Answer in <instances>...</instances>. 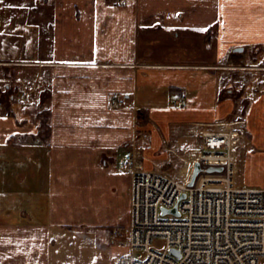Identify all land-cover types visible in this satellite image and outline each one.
Here are the masks:
<instances>
[{
	"label": "crops",
	"instance_id": "crops-1",
	"mask_svg": "<svg viewBox=\"0 0 264 264\" xmlns=\"http://www.w3.org/2000/svg\"><path fill=\"white\" fill-rule=\"evenodd\" d=\"M261 58L264 0H0V264H119L127 148L177 177L209 131L264 153Z\"/></svg>",
	"mask_w": 264,
	"mask_h": 264
},
{
	"label": "built area",
	"instance_id": "built-area-1",
	"mask_svg": "<svg viewBox=\"0 0 264 264\" xmlns=\"http://www.w3.org/2000/svg\"><path fill=\"white\" fill-rule=\"evenodd\" d=\"M238 134L206 132V150L196 154L184 179L143 170L135 148L126 149L120 165L133 173L132 217L112 228L128 239L119 264H264V188L236 181ZM197 161L202 171L190 185ZM211 166L223 170L208 172ZM175 206L179 214L170 211Z\"/></svg>",
	"mask_w": 264,
	"mask_h": 264
},
{
	"label": "rangeland",
	"instance_id": "rangeland-1",
	"mask_svg": "<svg viewBox=\"0 0 264 264\" xmlns=\"http://www.w3.org/2000/svg\"><path fill=\"white\" fill-rule=\"evenodd\" d=\"M264 62V58H261L260 61H258L257 63H263ZM261 67V64L259 65ZM259 69V67H258ZM258 72H255L251 75H249L248 79H245L243 82L242 88L244 87L243 90V94L247 95V97H250L252 95V93H255L254 96L255 98L259 97L262 93V91H264V81H262L260 78L263 77V74L260 70H256ZM258 73V74H257ZM242 83V82H240ZM240 88V86H239ZM244 111H246V106L244 107ZM246 113V112H244ZM260 114L262 113L261 111L259 112ZM245 124V123H244ZM237 138L240 139V143L239 145L235 148L238 150L243 151V159H241L240 155L237 154L236 159H235V163L237 165L238 168V173H237V177H236V181L239 185L241 186H245V187H251V188H264V153H262L260 151L261 145L258 143L251 145L249 144V146H246L245 142L247 140L250 139V135H248L245 126H243L242 131L238 134ZM252 147V149H254V151H252L251 154H249L247 151H244V147ZM206 149L203 147L202 148V152H204ZM235 150L233 151V154L235 152ZM237 150V151H238ZM236 155V154H235ZM121 164V163H120ZM129 169V168H127ZM242 169V170H241ZM166 175H170L174 178H178V179H184L187 176H176L173 173H168V172H160ZM173 174V175H171ZM250 182H254V186L250 185ZM139 253V252H138Z\"/></svg>",
	"mask_w": 264,
	"mask_h": 264
},
{
	"label": "water",
	"instance_id": "water-1",
	"mask_svg": "<svg viewBox=\"0 0 264 264\" xmlns=\"http://www.w3.org/2000/svg\"><path fill=\"white\" fill-rule=\"evenodd\" d=\"M243 50V48H237V51H241ZM223 170V167H214V166H211L207 169L208 172H213V171H222ZM202 171V167H201V164L200 162H196L195 165H194V171H193V174H192V177H191V181H190V185H193L198 174ZM186 196V193H184L182 195V198H184ZM168 210L167 209H164V212H167ZM171 212L173 213H176V214H179V210H178V206H175L173 209L170 210ZM172 252H175L174 249H172Z\"/></svg>",
	"mask_w": 264,
	"mask_h": 264
}]
</instances>
